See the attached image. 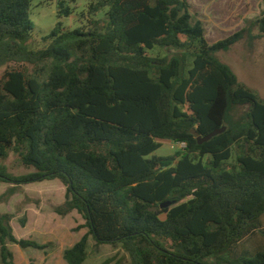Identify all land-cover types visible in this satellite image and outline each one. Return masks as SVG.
I'll return each instance as SVG.
<instances>
[{
	"label": "trees",
	"instance_id": "16d2710c",
	"mask_svg": "<svg viewBox=\"0 0 264 264\" xmlns=\"http://www.w3.org/2000/svg\"><path fill=\"white\" fill-rule=\"evenodd\" d=\"M32 1L0 0V157L33 169L0 165L12 185L0 201L60 180L56 213L76 210L88 229L64 249L67 264L84 263L90 236L130 264H264V100L218 55L254 27L262 36L264 16L210 43L190 0H93L87 22L59 21L33 46ZM75 1L58 0V17ZM223 126L201 144L192 133ZM163 141L185 147L158 155ZM13 216L0 213V264H15L12 243L51 245L18 238Z\"/></svg>",
	"mask_w": 264,
	"mask_h": 264
},
{
	"label": "rangeland",
	"instance_id": "374dc122",
	"mask_svg": "<svg viewBox=\"0 0 264 264\" xmlns=\"http://www.w3.org/2000/svg\"><path fill=\"white\" fill-rule=\"evenodd\" d=\"M93 0H76L70 3L73 12L69 16L58 17V0H33L29 16L34 22L33 46H41L42 38L52 31L60 21L67 29H76L88 20V6ZM192 13L200 18L205 26L210 43L224 39L245 28L249 21L264 16V0H190ZM107 9L100 11L96 18L104 16ZM259 29L245 33L242 40L227 51L218 52L219 57L229 64L238 79L256 90L264 100V34L258 36ZM5 68L0 69V78ZM185 147L183 143L163 141L156 151L158 155H172ZM0 165L8 171L22 175L33 171L20 162L18 155L11 151L7 157H0ZM11 184L0 182V196L8 193ZM66 187L58 179L44 180L19 185L16 191L8 194V200L0 201V213H12L11 225L18 238H32L41 243H50L46 250L23 249L10 244L15 264H67L63 257L65 248L73 245L86 227L82 216L72 211L61 216L55 207L65 201ZM25 219V222H22ZM264 228V223H263ZM262 230L251 235L244 245L254 248L261 243ZM110 260L111 264H130L131 258L120 245L97 244L89 238L88 256L83 264H100Z\"/></svg>",
	"mask_w": 264,
	"mask_h": 264
},
{
	"label": "water",
	"instance_id": "95a60500",
	"mask_svg": "<svg viewBox=\"0 0 264 264\" xmlns=\"http://www.w3.org/2000/svg\"><path fill=\"white\" fill-rule=\"evenodd\" d=\"M225 130H226V126H223L221 128H216L214 131H212L210 134H208L206 136L199 135V133L197 132L196 129H192V133L194 135H196L198 143L201 144L203 142H206V141L212 139L214 136H216V135H218L220 133H223ZM172 202H173L172 200H168V201L162 203L161 206L162 207H168V206H170L172 204Z\"/></svg>",
	"mask_w": 264,
	"mask_h": 264
}]
</instances>
